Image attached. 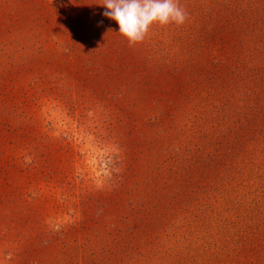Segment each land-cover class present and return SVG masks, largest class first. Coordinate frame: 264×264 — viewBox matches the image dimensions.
I'll return each mask as SVG.
<instances>
[{
	"label": "rangeland",
	"instance_id": "obj_1",
	"mask_svg": "<svg viewBox=\"0 0 264 264\" xmlns=\"http://www.w3.org/2000/svg\"><path fill=\"white\" fill-rule=\"evenodd\" d=\"M102 4L0 0V264H264V0Z\"/></svg>",
	"mask_w": 264,
	"mask_h": 264
},
{
	"label": "clouds",
	"instance_id": "obj_2",
	"mask_svg": "<svg viewBox=\"0 0 264 264\" xmlns=\"http://www.w3.org/2000/svg\"><path fill=\"white\" fill-rule=\"evenodd\" d=\"M103 16L114 20L130 44L142 42L153 24H183L178 0H103Z\"/></svg>",
	"mask_w": 264,
	"mask_h": 264
}]
</instances>
